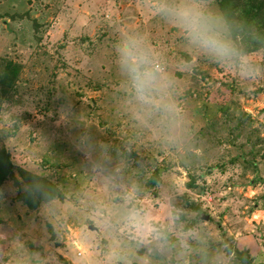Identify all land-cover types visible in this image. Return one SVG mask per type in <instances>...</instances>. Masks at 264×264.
Returning a JSON list of instances; mask_svg holds the SVG:
<instances>
[{"label": "rangeland", "instance_id": "374dc122", "mask_svg": "<svg viewBox=\"0 0 264 264\" xmlns=\"http://www.w3.org/2000/svg\"><path fill=\"white\" fill-rule=\"evenodd\" d=\"M250 1L209 0L256 69L245 78L189 50L151 0H0V78L17 66L0 96V149L15 165L0 186V264H15L17 243L43 264H201L108 228L100 217L125 193L152 221L174 215L177 231L204 236L210 261L264 264V38L253 49ZM129 28L175 78L177 145L133 115L113 57ZM84 132L106 147L102 171L73 147Z\"/></svg>", "mask_w": 264, "mask_h": 264}, {"label": "clouds", "instance_id": "9594fccd", "mask_svg": "<svg viewBox=\"0 0 264 264\" xmlns=\"http://www.w3.org/2000/svg\"><path fill=\"white\" fill-rule=\"evenodd\" d=\"M149 8L152 15L176 31L189 50L233 65L245 78L256 72L250 57L233 39L230 21L221 11L210 6L209 0H151ZM113 57L133 115L142 123L154 124L161 139L177 145L183 129L173 99L175 78L166 70L164 60L149 36L131 28L118 31L113 43ZM72 142L95 168L104 170L107 162L104 145L94 143L86 132L75 135ZM121 199L124 203L116 212L105 209L100 217L112 231L123 224L132 230L135 243L150 245V251H175L181 258L198 252L201 264H221L219 260H209L204 236L196 231L176 230L174 215L157 223L146 211L128 206L132 199L130 193H125ZM14 259L15 264H43L36 253L20 243L14 247Z\"/></svg>", "mask_w": 264, "mask_h": 264}, {"label": "trees", "instance_id": "16d2710c", "mask_svg": "<svg viewBox=\"0 0 264 264\" xmlns=\"http://www.w3.org/2000/svg\"><path fill=\"white\" fill-rule=\"evenodd\" d=\"M248 7L249 8L244 11L249 18H246L245 20L256 22L260 26L257 29L256 35L254 36V39L255 37H257V40H255V48H253L259 49L260 47L257 42L264 38V0H251ZM16 67L10 65L8 71L4 72L3 76L0 78V84L2 85V88L0 89V96L5 90V87H10V85L12 84V77H14L17 71ZM14 169L15 165L11 160V156L8 150L5 147L0 149V186H2L8 179H12L15 173Z\"/></svg>", "mask_w": 264, "mask_h": 264}, {"label": "water", "instance_id": "95a60500", "mask_svg": "<svg viewBox=\"0 0 264 264\" xmlns=\"http://www.w3.org/2000/svg\"><path fill=\"white\" fill-rule=\"evenodd\" d=\"M201 218H202V220H209L210 219V217L208 215H203ZM90 230L95 231V230H97V228H96V226L91 225Z\"/></svg>", "mask_w": 264, "mask_h": 264}]
</instances>
